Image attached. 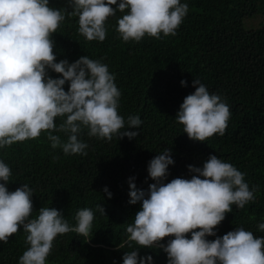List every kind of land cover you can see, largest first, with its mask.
<instances>
[{
  "label": "trees",
  "instance_id": "1",
  "mask_svg": "<svg viewBox=\"0 0 264 264\" xmlns=\"http://www.w3.org/2000/svg\"><path fill=\"white\" fill-rule=\"evenodd\" d=\"M182 2L188 10L174 35L145 34L139 41H124L116 31L117 17L122 14L118 10L106 18V35L99 41L78 32V17L68 14V0H49L50 7L67 9L51 34L55 60L71 63L82 55L100 59L114 74L120 91L118 114L125 120L130 114L138 115L142 123L132 139L115 134L111 139L98 138L82 129L78 138L86 143V154H65L59 146L52 148L47 130L0 148V160L11 170L8 190L21 183L33 189L30 218L41 206H49L74 225L78 209L93 210L88 237L73 231L57 234L46 264H121L122 253L131 248L116 245L125 240V226L140 206L139 202L128 203L127 178L133 176L136 186L146 189L153 182L147 177V162L164 148L171 149L173 159L165 183L178 176L190 178L195 173L186 166H201L209 154L243 172L254 199L240 208L232 204L231 211L214 226L215 235L243 227L264 237V230L257 227L264 222V0ZM253 21L260 25L251 26ZM48 75L59 76L51 70ZM194 78L218 94L230 113L223 134L213 133L203 141L188 138L175 119L183 98L196 87L191 83ZM62 87L66 91L67 82ZM62 119L54 117V123ZM53 134L66 139L63 132L53 130ZM105 185L111 197L102 191ZM97 203L102 204L104 215L96 211ZM169 238H161L152 247L130 243L138 247V256L149 254L153 264H166L160 244ZM27 247L25 233L18 227L7 242H0V264H17Z\"/></svg>",
  "mask_w": 264,
  "mask_h": 264
},
{
  "label": "clouds",
  "instance_id": "2",
  "mask_svg": "<svg viewBox=\"0 0 264 264\" xmlns=\"http://www.w3.org/2000/svg\"><path fill=\"white\" fill-rule=\"evenodd\" d=\"M68 3V14L78 17V32L88 40L99 41L106 35V18L118 10L122 14L117 17L116 31L124 41H139L145 34L157 38L161 33L174 35L188 10L182 0ZM65 11L50 7L49 0H0V148L47 130L52 148L59 146L65 154H86L87 145L78 138L84 128L87 135L105 139L113 134L132 139L138 134L140 117L130 114L125 120L117 112L120 91L106 64L87 55L71 63L55 60L51 34L64 19ZM48 70L59 76L48 75ZM66 82L65 91L62 86ZM191 83L196 87L183 98L175 119L190 139L203 141L213 133L222 135L230 115L228 105L198 78ZM180 84L185 81L181 79ZM54 117L63 119L57 124ZM53 130L63 132L66 139L61 140ZM170 152V148H164L147 162V177L153 182L146 189L137 187L133 176L127 178L128 203L139 202L140 206L125 226V240L116 245L131 248L122 253L121 264H153L151 255L138 256V247L133 248L130 242L152 247L166 236L170 238L160 244L166 264H264V237L254 236L243 227L215 235L214 226L231 211L232 204L240 208L254 199L253 190L243 179L245 174L209 154L201 166H186L195 173L190 178L178 176L165 183L168 165L173 163ZM10 174L9 165L0 160V242H7L9 235L22 227L28 245L17 264H46L57 234L73 231L88 237L92 209H78L74 225L49 206H41L30 218L33 189L21 183L8 190ZM102 191L111 197L106 185ZM95 208L104 215L101 203ZM257 227L264 230V222H258Z\"/></svg>",
  "mask_w": 264,
  "mask_h": 264
},
{
  "label": "rangeland",
  "instance_id": "3",
  "mask_svg": "<svg viewBox=\"0 0 264 264\" xmlns=\"http://www.w3.org/2000/svg\"><path fill=\"white\" fill-rule=\"evenodd\" d=\"M250 25L251 26H259L260 22L259 21H253Z\"/></svg>",
  "mask_w": 264,
  "mask_h": 264
}]
</instances>
